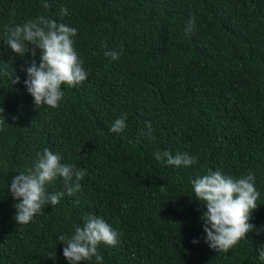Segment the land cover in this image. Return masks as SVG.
I'll return each mask as SVG.
<instances>
[{
  "label": "trees",
  "instance_id": "obj_1",
  "mask_svg": "<svg viewBox=\"0 0 264 264\" xmlns=\"http://www.w3.org/2000/svg\"><path fill=\"white\" fill-rule=\"evenodd\" d=\"M192 13L195 28L186 32ZM39 15L78 29L74 47L89 72L82 84L62 85L55 109L34 106L21 70L33 57L3 41L6 26ZM121 46L118 59L105 55ZM0 107V264H68L57 237L88 214L120 233L115 247L100 245L103 264H264L256 251L264 242V0H0ZM124 113L126 130L112 133ZM43 147L87 174L80 191L16 224L7 188ZM157 151L198 161L169 166ZM217 169L237 178L254 172L260 193L250 223L262 231L228 253L205 243L206 209L190 197L191 181ZM63 190L61 180L47 186Z\"/></svg>",
  "mask_w": 264,
  "mask_h": 264
},
{
  "label": "clouds",
  "instance_id": "obj_2",
  "mask_svg": "<svg viewBox=\"0 0 264 264\" xmlns=\"http://www.w3.org/2000/svg\"><path fill=\"white\" fill-rule=\"evenodd\" d=\"M42 7L48 8L47 2ZM61 14L66 15L67 9L61 7ZM196 24L195 13L190 14L186 21L185 31H194ZM78 29L56 20L39 15L23 24L6 26L4 43L21 58L30 53L33 59L26 61L21 70L26 72L23 81L27 92L33 97L34 106L46 105L49 108H58L64 99L62 85L75 87L82 84L88 77L83 60L76 51L75 37ZM106 47V46H105ZM120 52L109 50L105 55L113 60L119 58ZM39 52L40 61L35 59ZM5 65V69H6ZM12 84L20 82V77L10 74ZM4 108L0 107L3 115ZM4 117V116H3ZM15 119V117H13ZM127 113L117 117L110 127V131L122 134L126 128ZM6 119H0V131H3ZM146 135L155 140V131L151 122L145 121ZM154 157L166 165L174 167H190L197 163L198 157L187 152L157 151ZM87 174L86 169L78 168L73 163H63L62 157L43 147L35 154L31 166L19 175L12 177L7 190L17 201L14 205L16 224L24 225L32 222L34 217L44 211L45 205L56 206L65 195L72 196L81 190V181ZM61 180L64 190L57 192L47 191V186L54 185ZM256 176L249 171L242 177L224 174L220 169L208 170L197 175L191 181L195 198L206 210L200 217L203 230L206 233L205 243L217 253H228L241 240L247 239V234L262 230L250 223L252 213L259 207V191L255 186ZM163 190V188H162ZM200 209H198L199 211ZM82 224L74 225L72 233L61 234L57 237L64 244L63 256L68 264H103V256L98 251L101 244L115 247L119 242L120 233L115 230L102 216L88 214L82 217ZM198 243V240H193ZM46 257L56 259L55 248H50ZM258 259L264 262V242L256 248Z\"/></svg>",
  "mask_w": 264,
  "mask_h": 264
}]
</instances>
